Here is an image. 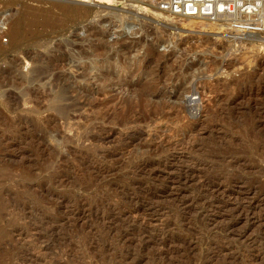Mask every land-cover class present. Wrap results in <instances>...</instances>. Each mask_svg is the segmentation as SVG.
I'll return each mask as SVG.
<instances>
[{
	"label": "rangeland",
	"instance_id": "374dc122",
	"mask_svg": "<svg viewBox=\"0 0 264 264\" xmlns=\"http://www.w3.org/2000/svg\"><path fill=\"white\" fill-rule=\"evenodd\" d=\"M158 2L0 0V264H264V33ZM48 59L63 100L33 78ZM152 79L163 95L137 109Z\"/></svg>",
	"mask_w": 264,
	"mask_h": 264
},
{
	"label": "bare ground",
	"instance_id": "6f19581e",
	"mask_svg": "<svg viewBox=\"0 0 264 264\" xmlns=\"http://www.w3.org/2000/svg\"><path fill=\"white\" fill-rule=\"evenodd\" d=\"M59 8H60V10H61V12H62V14H64L65 12H66V10H67V8H66V6L65 5H61V4H59ZM23 11H26V9L24 8V10ZM31 11V10H30ZM45 11V10H44ZM60 12V13H61ZM24 13V12H23ZM39 13H41V11L39 12ZM45 13L46 14H48L49 13V11L47 12V11H45ZM45 13H43V14H45ZM31 14V13H30ZM30 14H27V15H30ZM45 14V15H46ZM52 14V13H51ZM54 14V13H53ZM44 15V16H45ZM21 17L23 16V15H20ZM36 16V15H35ZM52 16V15H51ZM56 16V15H55ZM46 17V16H45ZM53 17V16H52ZM186 17H189V16H186ZM17 18V17H16ZM16 18L15 19H13L14 20V24H15V26H14V28L12 29V33H11V38H12V42L13 43H19L20 42V40L22 39V37H23V29H22V27L20 26V23L18 22V21H16ZM184 18V17H183ZM191 18H194V17H191ZM18 19V18H17ZM52 19H55V18H52ZM50 21H53V20H51L50 19ZM214 23V22H213ZM215 23L217 24V25H219L222 29H225V30H233V28H236V27H238L239 28V30L241 31V29H240V27L238 26V25H229V23L228 22H222V21H215ZM241 33L243 34V32L241 31ZM263 43H264V41H263ZM102 44V43H101ZM105 44V43H104ZM99 47V46H98ZM112 47V46H111ZM102 48L103 49H105L103 46H101L99 49H98V51L99 50H102ZM7 48H3L1 45H0V54H5L6 53V50ZM14 49V48H13ZM6 50V51H5ZM97 51V52H98ZM105 51V50H104ZM124 51V50H123ZM100 51H99V58H100ZM104 55V54H103ZM106 56V55H105ZM101 57H102V55H101ZM37 59H38V57H36ZM40 58V57H39ZM14 59V58H13ZM39 60V59H38ZM53 59H48V62H47V64L46 63H44L45 65H42V63H41V61H40V63L36 66V68L34 69V72H35V75L33 76V78H38V77H40L42 74H47V73H49V77H51V82H49V84L52 86L53 84H55L56 82H58L59 80H61V82L63 83V84H60L59 85V88L54 92V98H60V99H64L63 97H64V88L66 87V85H65V81H66V79H65V77H67V75H66V73H65V71H61V72H59V73H56V74H53V73H51L52 72V70L54 69H52V67H54V60L52 61ZM37 61V60H36ZM159 61V60H158ZM157 62V61H156ZM36 63V62H35ZM104 63V62H103ZM58 66V65H57ZM56 66V67H57ZM55 67V68H56ZM62 67H63V65H62ZM62 67H60V68H62ZM104 67H105V65H103V64H99V66H98V68H97V71L100 73V75H102V78H101V83L102 84H104L107 80H110L111 78H113L114 77V74L116 73H113V72H110V73H105L103 70H104ZM86 71V68H83L82 70H81V72H85ZM131 71V70H130ZM131 73V72H130ZM156 77V76H155ZM160 77V76H159ZM171 78V77H170ZM169 78V81L171 80ZM157 79V78H156ZM160 79H161V77H160ZM177 80H178V78H176ZM23 80H25V79H23ZM153 81H151L149 84H147L146 86H147V88H146V90H145V92L143 93V97H139V99H138V101H137V106H138V108L137 109H139V107H140V105L141 104H145V102H148V103H153L154 101H155V99L156 98H158V97H160V96H162L163 95V92H162V90H160V91H158V92H156V90H155V85H157V84H155L154 82H156V81H154V79H152ZM158 80V79H157ZM159 82L161 81V80H158ZM168 81V80H167ZM177 82V81H176ZM179 82V81H178ZM177 82V83H178ZM21 83V82H20ZM158 83V82H157ZM161 83H162V81H161ZM174 83H175V80H174ZM167 84H169V82H167ZM135 84H127L126 82H124V81H120L119 83H117V84H114L113 86H116V87H118V89H120V90H123V89H127L128 91H129V93L130 94H132V92H133V88H132V86H134ZM163 85V84H162ZM178 85V84H177ZM181 85V84H180ZM241 85V84H240ZM164 86V85H163ZM173 86H175V85H173ZM135 87V86H134ZM180 88V87H179ZM235 88V87H234ZM130 94H129V96L128 97H126V98H124V100L123 101H125V102H127L128 100H129V98H130ZM171 96H173L174 97V99L175 98H177V97H179V95H178V92L177 91H174L173 92V95H171ZM53 97V96H52ZM195 102H196V99L195 98H189L188 99V101H187V103L189 104V105H193V104H195ZM191 107V106H190ZM66 111H67V107L66 106H60V107H58V113L60 114V116L61 117H65V115H66ZM141 118V115L136 111V110H134V109H132L130 106H128V110H127V113L119 120V123H118V125L119 126H124L125 128H126V130L123 132V133H121L120 135H121V137H122V139L124 140V141H126V143H132V142H134V141H136V140H138L140 137L142 138V136L144 135V131L141 129V128H139V119ZM101 129V130H100ZM99 130L101 131L99 134H100V136H98L99 137V140L100 141H103V140H107V138H109V137H111L114 133H116L117 131L116 130H114V129H108V130H106L105 128H103V127H101ZM115 135V134H114ZM152 146L153 147H156L157 146V144L156 143H153L152 144ZM158 147L159 148H161L162 146L161 145H159V146H157V149H158ZM159 150V149H158ZM101 152H102V158L104 157H106V156H110L112 153L111 152H109V151H107L106 152V149H102L101 150ZM149 165V162L148 161H142L140 164H139V169H144V166H148ZM137 167V166H136ZM135 167V168H136Z\"/></svg>",
	"mask_w": 264,
	"mask_h": 264
},
{
	"label": "built area",
	"instance_id": "2783aa9c",
	"mask_svg": "<svg viewBox=\"0 0 264 264\" xmlns=\"http://www.w3.org/2000/svg\"><path fill=\"white\" fill-rule=\"evenodd\" d=\"M157 7L171 16L238 25L242 35L264 33V0H159ZM0 39L7 40L2 30Z\"/></svg>",
	"mask_w": 264,
	"mask_h": 264
}]
</instances>
